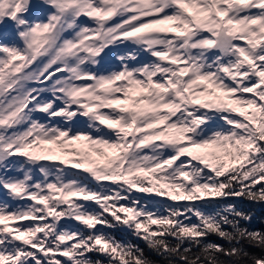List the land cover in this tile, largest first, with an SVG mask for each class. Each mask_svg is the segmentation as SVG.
Masks as SVG:
<instances>
[{"label":"snow or ice","instance_id":"obj_1","mask_svg":"<svg viewBox=\"0 0 264 264\" xmlns=\"http://www.w3.org/2000/svg\"><path fill=\"white\" fill-rule=\"evenodd\" d=\"M244 201L264 0H0V264H264Z\"/></svg>","mask_w":264,"mask_h":264},{"label":"trees","instance_id":"obj_2","mask_svg":"<svg viewBox=\"0 0 264 264\" xmlns=\"http://www.w3.org/2000/svg\"><path fill=\"white\" fill-rule=\"evenodd\" d=\"M140 195L143 198L150 199V197H146L144 194H140ZM243 203L245 204L246 207H248V208H255L258 211L257 218L253 221L254 226L255 227H264V224L259 223V216L261 214V210H264V205L251 204V203L246 202V201H244ZM212 239L215 240L217 238L216 237H212ZM152 255H153V258L154 259H159V257H156L154 254H152Z\"/></svg>","mask_w":264,"mask_h":264}]
</instances>
